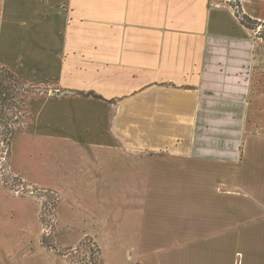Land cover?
<instances>
[{
    "label": "crops",
    "instance_id": "0c3cea01",
    "mask_svg": "<svg viewBox=\"0 0 264 264\" xmlns=\"http://www.w3.org/2000/svg\"><path fill=\"white\" fill-rule=\"evenodd\" d=\"M232 1L264 24V0ZM230 5L0 0V67L80 92L31 100L13 136L46 155L28 185L58 195L54 229L80 228L62 247L88 240L100 264H264V42ZM17 199L0 264H62Z\"/></svg>",
    "mask_w": 264,
    "mask_h": 264
},
{
    "label": "rangeland",
    "instance_id": "374dc122",
    "mask_svg": "<svg viewBox=\"0 0 264 264\" xmlns=\"http://www.w3.org/2000/svg\"><path fill=\"white\" fill-rule=\"evenodd\" d=\"M240 13V12H239ZM240 15H242L240 13ZM250 31V33L255 36L256 38H259L262 42H264L262 39L264 38V24L259 23L255 27L246 28ZM22 80L30 84L34 87V91L27 97L26 104H27V110H28V118H26V123H28L32 116L29 112L28 105L31 100L33 99H39V98H54V99H61L64 97H80V92L78 91H72L63 89L61 87L59 80H34L31 77L25 78ZM19 135H16L12 142H11V152L10 156L8 158V154L5 153V148L0 143V173L2 175V178L4 180H7L10 184H12V181L10 179L11 177H19L25 184H30V181L32 180H39L37 176V172L34 169V164L36 161L43 160L46 155H35L31 157L30 154H25L24 149L27 145V141L25 139H21L18 137ZM48 160L52 159V156L47 157ZM31 188H24L19 185L15 187V190H10L3 186L1 179H0V212H3L8 217H12L18 210L19 200L18 197H30L33 199L36 205L38 218L40 215V210L43 205V203H48L50 196V193H44V192H37L35 191L33 195H30ZM50 212L47 213L45 216L46 226L47 228H43V226L40 223V241L41 236L44 232H48L47 237L45 238V242L49 245H54L58 249H60V253H65V255L62 257L63 261L62 264H99V259L97 255L96 248H94L92 242L86 240L85 245L82 247V249H78L79 246L76 245L75 247L68 248V247H62L61 245H68L71 241L79 239L80 241V228L75 229L74 232L71 234L67 229L62 227H57L54 229L53 232H49V225H50ZM54 235V237H53ZM61 246V247H60ZM70 249L72 251L63 252L65 249Z\"/></svg>",
    "mask_w": 264,
    "mask_h": 264
},
{
    "label": "trees",
    "instance_id": "16d2710c",
    "mask_svg": "<svg viewBox=\"0 0 264 264\" xmlns=\"http://www.w3.org/2000/svg\"><path fill=\"white\" fill-rule=\"evenodd\" d=\"M240 23L245 28L255 27L259 23L257 21L251 20L243 15H239ZM260 38V37H259ZM261 39V38H260ZM264 41V38L262 39ZM34 91V87L30 84L25 83L18 75L14 74L11 70L0 67V143L5 148V153L8 154L10 149L11 140L15 133L22 131L26 125V118H28V110L26 99L29 95ZM0 179L4 187L15 190V187L21 186L22 189L30 187L31 190L30 195L32 196L35 191L50 193L53 196H50L48 203H43L39 221L43 228H47L45 216L48 212H50V225L49 232H53L54 234V223H55V210L58 205L60 199L58 195L51 192L47 189L36 188L30 185L25 184L19 177H11L12 184H10L7 180L2 178L0 173ZM48 232H44L41 236V245L47 250H51L59 256L63 257L65 253H60V249L55 247L54 245H49L45 242V238L47 237ZM54 237V235H53ZM86 240L83 241L77 247V250L85 245ZM95 248V247H94ZM72 251L70 249H65L63 252ZM97 251V250H96ZM98 259L99 253L97 251ZM100 264V260L98 261Z\"/></svg>",
    "mask_w": 264,
    "mask_h": 264
},
{
    "label": "built area",
    "instance_id": "2783aa9c",
    "mask_svg": "<svg viewBox=\"0 0 264 264\" xmlns=\"http://www.w3.org/2000/svg\"><path fill=\"white\" fill-rule=\"evenodd\" d=\"M228 2L231 4L230 6L232 13L236 16V18L240 22V18H239L240 13H239L238 5L232 0H228Z\"/></svg>",
    "mask_w": 264,
    "mask_h": 264
}]
</instances>
